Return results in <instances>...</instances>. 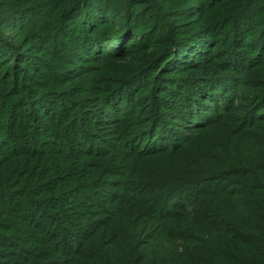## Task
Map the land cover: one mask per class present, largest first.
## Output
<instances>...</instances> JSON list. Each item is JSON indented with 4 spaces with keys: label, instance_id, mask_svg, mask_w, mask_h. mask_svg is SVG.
I'll list each match as a JSON object with an SVG mask.
<instances>
[{
    "label": "trees",
    "instance_id": "trees-1",
    "mask_svg": "<svg viewBox=\"0 0 264 264\" xmlns=\"http://www.w3.org/2000/svg\"><path fill=\"white\" fill-rule=\"evenodd\" d=\"M0 264H264V0H0Z\"/></svg>",
    "mask_w": 264,
    "mask_h": 264
}]
</instances>
